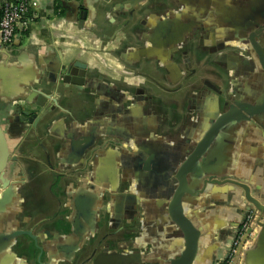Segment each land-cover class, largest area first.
I'll return each mask as SVG.
<instances>
[{
  "label": "crops",
  "instance_id": "crops-1",
  "mask_svg": "<svg viewBox=\"0 0 264 264\" xmlns=\"http://www.w3.org/2000/svg\"><path fill=\"white\" fill-rule=\"evenodd\" d=\"M60 4L0 42V264H169L186 246L170 210L182 163L228 99L264 94V0ZM75 64L84 87L62 78ZM246 190L264 205V115L227 127L189 177L193 264L224 261ZM245 264H264V226Z\"/></svg>",
  "mask_w": 264,
  "mask_h": 264
},
{
  "label": "water",
  "instance_id": "water-1",
  "mask_svg": "<svg viewBox=\"0 0 264 264\" xmlns=\"http://www.w3.org/2000/svg\"><path fill=\"white\" fill-rule=\"evenodd\" d=\"M258 61L260 62V66H258L259 70L257 71V73L263 75L264 59L262 58V54ZM62 73H64L62 74V78L67 84L75 82L81 87L85 86L86 71L80 65L75 64L74 66H64L62 68ZM261 93H263V89L261 90ZM259 98L260 101L253 103L244 101H234V103H232L230 99H228V103L226 104L227 110L217 116L216 119H214L210 128L197 142L188 158L182 163L178 171V187L174 195L170 210L175 223L185 236L186 246L183 253L180 256L176 257L169 264H193L196 257L199 231L195 228L191 220L187 218L183 212V200L188 193L189 177L199 172L202 164L207 161V156L210 153L211 147L227 127L236 124L247 123L250 121L257 122L258 117L264 115V94L259 95ZM10 157V145L6 133L0 124V205L10 194L9 184L4 179V176L8 169ZM247 190V197L251 206H249V208H247L245 212L244 222L246 220L247 214L251 210H255L258 213V218L256 220L255 226L248 230L246 236L243 238L234 264H245L246 254L255 244L256 238L264 226V205L251 198L249 191ZM243 224L241 225V227L243 226ZM239 231L240 227L237 230L236 235L232 239L226 258L220 264H223L228 258L234 240L237 237ZM23 235L31 236L35 240L31 232L18 231L14 232L13 235L9 236V238L6 237V239H9L11 241V239L14 240L15 238Z\"/></svg>",
  "mask_w": 264,
  "mask_h": 264
},
{
  "label": "built area",
  "instance_id": "built-area-1",
  "mask_svg": "<svg viewBox=\"0 0 264 264\" xmlns=\"http://www.w3.org/2000/svg\"><path fill=\"white\" fill-rule=\"evenodd\" d=\"M43 1L53 2L55 0H0V8L2 11L0 19V42L3 45L13 44L17 36L18 28H26L28 26L30 20L34 17V12ZM257 218L258 213L255 210H251L247 214L246 220L234 240L229 256L223 264H234L242 240L248 230L255 226Z\"/></svg>",
  "mask_w": 264,
  "mask_h": 264
},
{
  "label": "trees",
  "instance_id": "trees-1",
  "mask_svg": "<svg viewBox=\"0 0 264 264\" xmlns=\"http://www.w3.org/2000/svg\"><path fill=\"white\" fill-rule=\"evenodd\" d=\"M55 2H57V9H60L62 7V5L60 4V0H55ZM1 16H2V11L0 8V19H1Z\"/></svg>",
  "mask_w": 264,
  "mask_h": 264
},
{
  "label": "flooded vegetation",
  "instance_id": "flooded-vegetation-1",
  "mask_svg": "<svg viewBox=\"0 0 264 264\" xmlns=\"http://www.w3.org/2000/svg\"><path fill=\"white\" fill-rule=\"evenodd\" d=\"M167 70L169 71V69L167 68Z\"/></svg>",
  "mask_w": 264,
  "mask_h": 264
}]
</instances>
